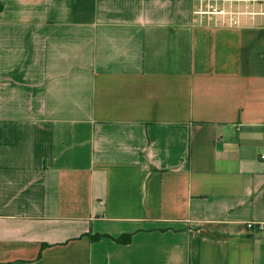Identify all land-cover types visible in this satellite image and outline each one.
Returning <instances> with one entry per match:
<instances>
[{
	"label": "crops",
	"instance_id": "0c3cea01",
	"mask_svg": "<svg viewBox=\"0 0 264 264\" xmlns=\"http://www.w3.org/2000/svg\"><path fill=\"white\" fill-rule=\"evenodd\" d=\"M0 6V264H264V2Z\"/></svg>",
	"mask_w": 264,
	"mask_h": 264
},
{
	"label": "built area",
	"instance_id": "2783aa9c",
	"mask_svg": "<svg viewBox=\"0 0 264 264\" xmlns=\"http://www.w3.org/2000/svg\"><path fill=\"white\" fill-rule=\"evenodd\" d=\"M264 0H193L192 22L199 27L240 28L244 20H255L260 15L253 9L256 3ZM264 228L263 223L249 222L247 227Z\"/></svg>",
	"mask_w": 264,
	"mask_h": 264
},
{
	"label": "trees",
	"instance_id": "16d2710c",
	"mask_svg": "<svg viewBox=\"0 0 264 264\" xmlns=\"http://www.w3.org/2000/svg\"><path fill=\"white\" fill-rule=\"evenodd\" d=\"M1 9L2 8L0 6V11H1ZM100 238H101L100 236H97L95 239H100ZM131 241H132V235H127V236H124V237L118 239V242L124 243V244H129V243H131Z\"/></svg>",
	"mask_w": 264,
	"mask_h": 264
}]
</instances>
